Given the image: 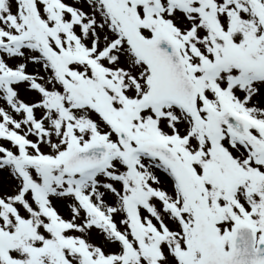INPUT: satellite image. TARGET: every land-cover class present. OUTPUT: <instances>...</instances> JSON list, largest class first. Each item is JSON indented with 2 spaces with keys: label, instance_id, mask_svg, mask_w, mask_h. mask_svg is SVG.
<instances>
[{
  "label": "snow or ice",
  "instance_id": "snow-or-ice-1",
  "mask_svg": "<svg viewBox=\"0 0 264 264\" xmlns=\"http://www.w3.org/2000/svg\"><path fill=\"white\" fill-rule=\"evenodd\" d=\"M0 264H264V0H0Z\"/></svg>",
  "mask_w": 264,
  "mask_h": 264
}]
</instances>
